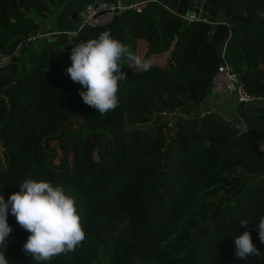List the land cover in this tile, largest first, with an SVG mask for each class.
I'll return each mask as SVG.
<instances>
[{
  "label": "trees",
  "instance_id": "1",
  "mask_svg": "<svg viewBox=\"0 0 264 264\" xmlns=\"http://www.w3.org/2000/svg\"><path fill=\"white\" fill-rule=\"evenodd\" d=\"M69 1L0 0V55ZM207 2L218 9L216 25L127 8L78 31L85 42L110 31L133 53L143 38L146 57L170 49L169 68L144 72L125 61L119 107L103 116L83 102L87 89L66 73L71 59L62 61L46 35L0 66V194L8 199L27 179L50 181L75 198L86 230L81 246L50 264H264V102L199 115L222 52L246 90L264 95V0ZM8 223L0 251L9 264H40L23 250L31 233L11 206ZM246 230L261 255L236 259L234 237Z\"/></svg>",
  "mask_w": 264,
  "mask_h": 264
},
{
  "label": "clouds",
  "instance_id": "2",
  "mask_svg": "<svg viewBox=\"0 0 264 264\" xmlns=\"http://www.w3.org/2000/svg\"><path fill=\"white\" fill-rule=\"evenodd\" d=\"M259 15L264 18V10ZM71 66L66 69L74 83L82 88L79 95L89 107L106 115L119 107L120 82L127 79L123 71L127 67L150 71L151 59L133 53L127 45L104 31L97 38L76 43L71 49ZM20 191L8 199L0 194V248H7L12 227L8 223L9 206L17 223L31 233L23 250L35 260L50 264L61 254L75 251L86 239V230L78 212L75 198L61 186L47 180L27 179L19 184ZM252 217L242 219L239 227L251 224ZM259 240L264 243V217L257 225ZM235 258L246 260L249 256H260L261 251L252 241L251 231L246 230L234 237ZM0 264H9L5 252L0 251Z\"/></svg>",
  "mask_w": 264,
  "mask_h": 264
},
{
  "label": "built area",
  "instance_id": "3",
  "mask_svg": "<svg viewBox=\"0 0 264 264\" xmlns=\"http://www.w3.org/2000/svg\"><path fill=\"white\" fill-rule=\"evenodd\" d=\"M140 2H131V3H121L119 0H95L89 2L81 9L77 15V20L71 29L65 30L67 36H77L78 31L84 26H94L108 22L114 18V15L120 11L133 8L136 11L140 12L142 10ZM117 8V11L115 10ZM186 17V16H184ZM187 20L197 19L192 15L187 16ZM57 32H60L59 30ZM49 33V31H47ZM46 33H42L39 36H42ZM34 33H29L28 36L20 41L12 54H2L0 55V66L6 65L11 60V56L15 53H18L25 45L29 44L32 40L36 39ZM78 41H83L78 37ZM222 59L217 65L216 71L210 82V94H222L226 96H232L235 100L234 104H245L249 102H264V95H253L249 93L243 81L240 78V73L234 68L231 62H229L224 56V52L221 55ZM204 108L200 107L199 115L204 113L214 112L216 109L211 105H203ZM176 117H172L170 120V125L174 123ZM258 148L261 151H264V143L259 142Z\"/></svg>",
  "mask_w": 264,
  "mask_h": 264
},
{
  "label": "crops",
  "instance_id": "4",
  "mask_svg": "<svg viewBox=\"0 0 264 264\" xmlns=\"http://www.w3.org/2000/svg\"><path fill=\"white\" fill-rule=\"evenodd\" d=\"M92 1H95V0H73L70 2H72L73 7H75L78 10V12H77V15H78L79 11L81 9H83L87 3L92 2ZM119 1L121 3H131V2L142 1V3H141L142 10H148L150 12H157L160 9L161 11L160 10L159 11L162 12L163 18L170 19V20H171L170 14H173L175 12V11L171 10L170 8H168L166 4L161 6V3H159L155 0H119ZM70 12H71L70 8L68 10L67 8L64 7L57 14L50 15L47 19H45L40 24L38 31H40V32H44V31L51 32V31H58V30L59 31L60 30L65 31V30L71 29L72 26L74 25L75 21L77 20V17L75 19H72L70 16ZM175 14L179 15L176 12H175ZM180 16L184 17V15H181V14H180ZM173 27H174V22H173V18H172V21L168 24V28H169V30H172ZM172 36L174 37V34H172ZM146 46H147L146 40H144L143 38H138L136 40L135 54L140 55V56L144 57L145 59H151L153 61V63H156L162 67H165V68H169L172 66L173 62H172L171 57H170V49H168L167 51L161 52V53H152L146 57V56H144L145 49L147 48ZM234 55H236V54L232 53V56H234ZM234 58H235V56H234ZM225 97H229V96L222 95V94H218V95L217 94H215V95L210 94L207 97L206 103H204V104L208 105V106L209 105L214 106L215 109L221 110V112H223L224 114H227V116H230L232 113H233V115H235L233 111L231 112V110L228 109L229 103L231 104V102H230L231 99L230 98L224 99Z\"/></svg>",
  "mask_w": 264,
  "mask_h": 264
},
{
  "label": "water",
  "instance_id": "5",
  "mask_svg": "<svg viewBox=\"0 0 264 264\" xmlns=\"http://www.w3.org/2000/svg\"><path fill=\"white\" fill-rule=\"evenodd\" d=\"M115 1V0H111ZM167 7L175 11L178 14L184 15L185 19L187 16L192 15L196 18H203L211 21L213 25H216V17L218 13L217 7L209 4L207 0H167ZM68 7L71 9L70 16L72 19L77 17L78 10L73 7L72 2H68ZM117 11V8L115 9ZM118 14L114 15L117 18ZM49 41H54L55 43H64L67 40L77 41V36H67L65 31H51L47 35ZM12 59L16 58L15 55L11 56Z\"/></svg>",
  "mask_w": 264,
  "mask_h": 264
},
{
  "label": "rangeland",
  "instance_id": "6",
  "mask_svg": "<svg viewBox=\"0 0 264 264\" xmlns=\"http://www.w3.org/2000/svg\"><path fill=\"white\" fill-rule=\"evenodd\" d=\"M62 31V30H60ZM64 31V30H63ZM36 35V37H39V35H41L42 33H46L44 35H48L47 31H44V32H40V31H37V32H32ZM43 38H39L37 41H41ZM77 42L76 41H71V40H67V42H64V43H59V44H55L54 47L56 48V50L58 51L57 53L59 55H61L62 57V61L64 60H67V59H70V55H71V49L72 47L76 44ZM230 98V102L231 104L229 103L228 105V109L231 110V112H235V108H236V105L233 104L235 102V100L233 99L232 96H229V97H225L224 99H228ZM228 101V100H227ZM205 105V104H204ZM221 111V110H220ZM223 113V112H222Z\"/></svg>",
  "mask_w": 264,
  "mask_h": 264
}]
</instances>
